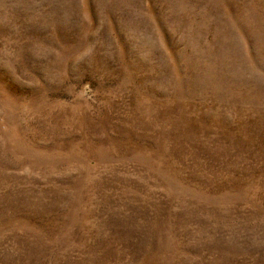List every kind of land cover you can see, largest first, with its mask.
Returning a JSON list of instances; mask_svg holds the SVG:
<instances>
[{
    "label": "rangeland",
    "instance_id": "rangeland-1",
    "mask_svg": "<svg viewBox=\"0 0 264 264\" xmlns=\"http://www.w3.org/2000/svg\"><path fill=\"white\" fill-rule=\"evenodd\" d=\"M0 264H264V0H0Z\"/></svg>",
    "mask_w": 264,
    "mask_h": 264
}]
</instances>
